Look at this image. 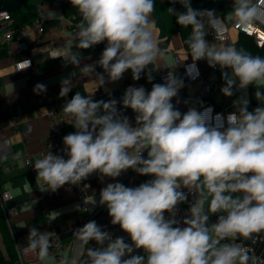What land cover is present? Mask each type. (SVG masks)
Wrapping results in <instances>:
<instances>
[{"label":"clouds","instance_id":"clouds-1","mask_svg":"<svg viewBox=\"0 0 264 264\" xmlns=\"http://www.w3.org/2000/svg\"><path fill=\"white\" fill-rule=\"evenodd\" d=\"M69 2L80 19L63 45L67 51L58 58L78 71L60 81L61 98L72 91L74 78L88 77L98 89L118 82L130 70L134 81L143 73L151 82L145 70L165 54L152 19L155 0ZM169 2L175 23L190 29L184 43L185 60L190 56L192 63L186 74L191 76L200 60L218 67L222 95L241 93L233 101L235 111L226 118L217 114L214 120L210 109L189 108L181 114L171 101L183 81L172 72L150 91L131 86L125 90L120 106L135 114V126L118 111L115 99L94 100L95 91L76 92L66 100L61 112L75 131L62 138V155L50 150L31 165L44 186L41 191L79 186L93 175L115 181L128 170L150 179L136 187L107 183L99 200L93 197L90 204L105 207L111 225H118L130 243L123 237L113 239L96 221H88L72 232L75 259L58 264H255L252 250L237 241L264 240V57L234 44L218 46L205 37L211 30L214 38H222L229 26L251 35L264 25V0H232L231 11L222 17L215 10L194 9L191 0ZM101 43L99 59L82 65L81 50ZM30 66L24 59L16 62L15 71ZM249 86L256 89L259 102L252 111ZM33 91L39 95L46 86L38 83ZM190 195L186 216L177 220L178 206ZM210 215L217 216L215 223H209ZM26 241V246L15 245L17 252L35 254L39 264H47L49 232L30 227ZM138 249L144 255L132 254Z\"/></svg>","mask_w":264,"mask_h":264},{"label":"crops","instance_id":"crops-1","mask_svg":"<svg viewBox=\"0 0 264 264\" xmlns=\"http://www.w3.org/2000/svg\"><path fill=\"white\" fill-rule=\"evenodd\" d=\"M231 2L232 0H214L210 10H215L216 13L225 15L231 11ZM22 7L24 10L33 12L34 16H40L43 20H48L49 22L41 36L37 35L34 30H29L27 37L19 40L18 49H16L17 54L30 55L33 58L37 67L43 70L48 77L54 89V95L61 106L63 107L65 101L70 99L76 92L85 95L95 91L94 100L107 101L115 99L118 111L122 115L127 116L130 124L135 126V114L130 109H123L120 106V100L124 94L122 88L123 80L134 81L131 71L128 70L124 73L122 79L118 82L106 84L98 89L88 77L74 78L72 91L67 97L61 98L59 96L60 81L68 77L69 73L78 71V69L72 65L65 66L58 57H62L67 51L63 45L67 37L76 31V27L75 31L72 28L79 21L74 22L73 15L65 16L62 13L60 0H27ZM152 19L155 21V33L159 47L164 50L165 54L157 63H154L153 66L149 65L145 70L150 71L151 76L156 75L163 67H177L174 56L177 55L180 60H185L188 53V49H185L182 44L181 34L175 30L173 20L167 13L164 12L156 16L153 12ZM236 38L232 40L229 36L231 42H234ZM205 39L209 42L217 43L218 46L222 44L212 39L210 30ZM27 42L31 43L29 47H27ZM103 48L104 44L101 43L93 48L81 50L82 65L94 63V58L97 53L102 52ZM187 59H191V57L189 56ZM198 63L205 68L206 62L204 60H200ZM96 72L99 73L101 70L96 68ZM217 73L221 75V71L219 69L216 71V82L212 96L202 100H208L218 107L224 101L231 103L237 100L238 92H234L230 97L222 95L220 89L224 86V83L220 82ZM181 80L183 81V87L173 100H185L200 85V82L197 81L188 82L182 78ZM135 82L142 83L149 91L152 84L160 83L155 77H152L151 82H149L143 73L141 78L135 80ZM33 89L30 83V75L27 71H15L10 59L2 53L0 56V162L2 164L0 168V183L12 193V198L7 204L17 207V213L12 217L11 225L19 244L27 243L26 238L30 227L42 232L47 231L50 235L55 233L62 239H68L71 229L82 216L74 190L69 185L62 186L54 193L41 191L44 186L36 178V172L31 167L37 159L42 158L38 151L41 149L49 132L45 103L34 93ZM177 110L183 114L189 108L182 106ZM74 131L75 129L71 125L64 129V132L68 134ZM4 138L6 141L3 142ZM16 153H20L21 156L17 158ZM26 155L29 156L28 163L23 161V157ZM148 179H150L148 176L140 179L138 174L128 170L116 178L115 181L108 178L101 180L98 176L93 175L82 181V185L83 187L84 185L88 186L84 187V189L86 198L91 204L93 197L97 201L99 200L100 190L107 183L120 182L126 187H136ZM192 199L193 197L189 196L188 202L178 206L177 220L182 221L186 216ZM39 203H43L46 206V212L39 211ZM89 207L92 208L97 217L109 219L105 207L96 206L93 208L92 205ZM216 219V215H210L209 223H215ZM115 226L119 230L118 237H123L126 243H130L127 234L122 232L118 225ZM180 226L183 227L182 224ZM237 242L251 246L257 255L264 258V240L257 239L255 243L250 240ZM90 244L94 245V242H90ZM66 253L76 257L75 240L67 248ZM132 254L144 255L143 251L139 249ZM47 264H54V256L52 254H50Z\"/></svg>","mask_w":264,"mask_h":264},{"label":"built area","instance_id":"built-area-1","mask_svg":"<svg viewBox=\"0 0 264 264\" xmlns=\"http://www.w3.org/2000/svg\"><path fill=\"white\" fill-rule=\"evenodd\" d=\"M216 14L222 17L221 14ZM230 27L237 30L238 32H242L233 26H229L227 31L223 34L222 38H220L219 36L217 38H214L213 32L210 30L212 39L222 44H233V42L229 40ZM29 30H34L37 35L41 36L44 33L43 18L40 16H34L31 22L22 24L18 27H14L13 20L9 16V14L6 11H0V52H2L5 56L10 59L14 70L16 69V62H19L24 59L30 60L31 66L27 70L23 71H27V73L30 75V83L32 87L34 88V86L38 83L44 84L46 86V91L39 94L38 96L44 101L46 106V118L49 125V132L41 149L38 151V154L42 157L43 155L47 154L48 151L51 150L53 154L62 155V138L68 134L67 132H64V129L65 127L70 125L64 122V114L61 112L62 106L54 95V89L50 81L48 80V77L45 75L43 70L37 67L36 62L33 60V58L30 55L17 54L16 49H18V42L20 39H24L27 37ZM72 30L75 31V26L72 28ZM250 36H253L257 45L261 46L264 42V25H258V30L253 29L252 34ZM26 44L27 47H29L31 43L27 42ZM100 55L101 52L97 53L96 57L94 58V62L99 59ZM174 61L177 67H163L157 72L156 75H152V77H155L160 83H164L165 78L168 76L169 72H172V74L180 80L182 78L188 82H200V85L185 100L171 101L175 109H180L182 106H185L187 108H196L198 111L201 112H203L205 109H210L211 111L209 112V116L213 120L217 114H220L221 117L226 118L229 113L235 111V108L233 107V102L227 103L226 101H224L218 107L214 106L208 100L205 103L200 102L201 99L208 97L210 98L212 96L216 82V71L219 69L218 67L210 68L206 63L205 68H203L197 61L195 65V70L193 71L192 75L189 76L186 74V68L189 64L192 63V60H180V58L175 55ZM96 68L101 70L98 66ZM196 70H198V75L196 73ZM129 86L143 87L146 91H149L140 82L129 81L128 79H124L122 82L123 92H125V90ZM226 126L227 125L225 123V127ZM4 141H6L5 138L3 139V142ZM23 161L25 163H28L29 156H24ZM1 166L2 164L0 162V168ZM70 187L74 190V195L76 197V200L78 201V206L82 212V216L77 220L74 227L71 229L68 239H62L55 233L50 235V238L52 240V247L49 249V253L54 256V264H58L61 259H75L74 255L66 253L67 248L75 240V237L72 236V232L76 228L82 227L88 221H96L98 225L102 226V230L108 231L112 234L113 239L118 237L119 230L115 225H111L110 217L109 219L100 218L97 217L93 211L89 212L84 210L85 208H90V203L86 198V192L82 185V182L79 186L73 185ZM11 198V191L9 189L4 188L0 183V208L3 214V218L7 224L8 230L12 237V242L16 254V264H39L35 254H22L17 252L15 245L19 243L15 238V234L11 225V219L17 213V207L15 205L7 204V202ZM38 209L41 212L47 211V208L43 203H39ZM20 245L26 246V243ZM243 245L252 250L250 254L253 256L256 264H264V258L260 255H257L251 246L247 244Z\"/></svg>","mask_w":264,"mask_h":264},{"label":"trees","instance_id":"trees-1","mask_svg":"<svg viewBox=\"0 0 264 264\" xmlns=\"http://www.w3.org/2000/svg\"><path fill=\"white\" fill-rule=\"evenodd\" d=\"M27 0H0V11H6L9 16L13 20V26L18 27L22 24L29 23L34 17V13L30 12L28 10H24L22 5ZM165 4L167 5L164 9V12L169 15V17L173 20V25L175 27V30H177L182 37V44L184 45L185 49H188L187 45L184 43V41L187 39V37L190 34V29L181 28L179 25L175 23V17H173L168 12V7H171L169 0H165ZM214 0H191V6L194 9H210L212 7ZM170 4V6H169ZM60 7L61 11L65 16H74V22L79 21V13L72 7L69 0H60ZM176 9L178 11H182L183 9L179 4L175 5ZM224 16V14H222ZM48 20H43L44 24V31L47 27ZM234 45L238 48H244L247 51L251 52L253 55H260L264 57V42L261 46L257 45L255 38L253 36L247 35L243 32H238L236 40L233 42ZM2 55V52H0V56ZM256 89L253 86H249L247 89V96L249 100L248 104V110L252 111L254 108L259 106V102L255 99L254 93ZM204 100V99H203ZM200 100L201 103H205L207 100L203 101ZM203 101V102H202ZM144 176L139 175L140 179H143ZM4 223V225H3ZM0 232L2 236V242L0 241V264H16V254L14 245L12 242V237L10 238V235L6 228V224L3 218V214L0 208ZM9 237V238H8ZM8 239V241H7ZM10 240L11 247L9 246L8 242ZM13 246V247H12Z\"/></svg>","mask_w":264,"mask_h":264},{"label":"rangeland","instance_id":"rangeland-1","mask_svg":"<svg viewBox=\"0 0 264 264\" xmlns=\"http://www.w3.org/2000/svg\"><path fill=\"white\" fill-rule=\"evenodd\" d=\"M165 0H155V6H156V10L154 11V14H156V16L158 15H160V14H163L164 12V9H165V7L167 6L166 4H165ZM169 6H170V4H169ZM229 36H230V39H232V40H234L235 38H236V36H237V30H235V29H233V28H230L229 29ZM218 74V77H219V80H220V82L221 83H224V81L221 79V75L219 74V73H217ZM240 95H241V93L240 92H238V98L240 97ZM5 221V220H4ZM5 224H6V222H5ZM3 225H4V223H3ZM1 226V225H0ZM6 226H7V224H6ZM6 228H8V227H6ZM8 230V229H7ZM9 232V231H8ZM9 235H10V233H9ZM9 238V237H8ZM10 238H11V235H10ZM12 240V239H11ZM0 241L2 242V236H1V232H0ZM7 241H8V239H7ZM8 244H9V246L11 247V243H10V240H9V242H8ZM13 247V246H12Z\"/></svg>","mask_w":264,"mask_h":264}]
</instances>
